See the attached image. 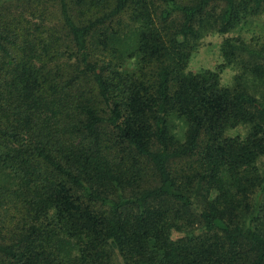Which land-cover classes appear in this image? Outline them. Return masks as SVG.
Instances as JSON below:
<instances>
[{"label":"trees","instance_id":"trees-1","mask_svg":"<svg viewBox=\"0 0 264 264\" xmlns=\"http://www.w3.org/2000/svg\"><path fill=\"white\" fill-rule=\"evenodd\" d=\"M263 12L264 0H0V264H264V90L188 69L204 29ZM222 49L264 83V41Z\"/></svg>","mask_w":264,"mask_h":264},{"label":"rangeland","instance_id":"rangeland-1","mask_svg":"<svg viewBox=\"0 0 264 264\" xmlns=\"http://www.w3.org/2000/svg\"><path fill=\"white\" fill-rule=\"evenodd\" d=\"M126 22L122 32L120 46L124 49L133 50L136 45L137 31L139 25L133 23L125 17ZM227 37L240 38L250 46H256L264 41V12L257 16L247 18L228 33H221L215 27H208L203 30L202 36L198 41V46L192 54L188 69L194 72L205 69L220 71L221 83L225 86L234 87L238 83L243 84L254 93L261 95L264 90V83L243 72L240 64H226L223 55V43ZM135 67V59L127 60L124 64L125 70H132ZM169 125L173 134L180 140H184L187 130V123L184 118L171 115ZM249 130L246 125H240L228 130V135L245 136ZM260 171L264 174V156L258 162ZM4 184H14V172L5 170L1 175Z\"/></svg>","mask_w":264,"mask_h":264}]
</instances>
